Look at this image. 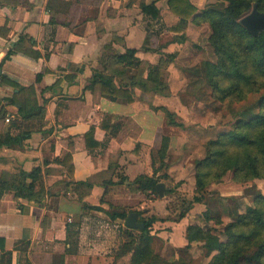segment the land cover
I'll return each instance as SVG.
<instances>
[{"label":"crops","instance_id":"crops-1","mask_svg":"<svg viewBox=\"0 0 264 264\" xmlns=\"http://www.w3.org/2000/svg\"><path fill=\"white\" fill-rule=\"evenodd\" d=\"M152 1L159 20L141 8ZM191 1L198 10L211 2ZM179 21L168 0H0V139H16L0 145V264H130L132 252L116 257L128 226L127 217L114 212L155 216V254L167 261L156 248L159 238L187 248V227L198 223H189L190 211L201 202L172 219L169 188L185 179L193 163L194 179L195 162L206 155L198 138L208 130L190 128L195 123L179 94L185 72L202 60L199 40H208L210 26L191 18L184 30L171 29ZM129 48L137 49L141 65L114 58ZM169 53L175 57L168 62ZM160 64L168 95L143 85L149 65ZM96 71L130 89L134 100L104 95L98 81L89 86ZM162 106L184 127L169 123ZM164 136L168 167L160 168L159 161L153 165L152 150ZM37 168L36 177L30 176ZM22 172L29 174L21 184ZM165 173L163 196L135 182L140 175ZM163 209L168 214L160 219ZM158 220L165 229L157 237Z\"/></svg>","mask_w":264,"mask_h":264},{"label":"trees","instance_id":"trees-1","mask_svg":"<svg viewBox=\"0 0 264 264\" xmlns=\"http://www.w3.org/2000/svg\"><path fill=\"white\" fill-rule=\"evenodd\" d=\"M224 1L227 5L222 10L208 6L198 10L191 0H168L169 8L180 17L179 24L172 26L171 29L184 30L191 18L197 24L204 22L210 24L208 41L213 47L216 60H203L201 65L192 68L193 72L206 77L213 97L229 106H233L234 103H245L240 105L244 108L236 111L237 119L232 127L218 132L205 143V157L195 162L193 196L182 199L184 209L177 216H170L175 220L183 218L196 202H204L208 187L212 183L220 182L228 171L233 172V179L237 182L264 177V30L254 35L240 22L255 4L264 12V0ZM141 8L149 19L159 20L160 11L155 1L142 3ZM184 39L185 36L182 35L180 40ZM136 52L137 49L129 48L125 53L118 54L114 58L119 62L139 66L142 61L135 55ZM166 57L169 62L174 59L175 54L169 53ZM97 81L100 82L104 95L112 99L123 97L129 102L134 100L131 90L122 86L116 87L113 78L108 74L96 71L89 86L93 87ZM143 85L146 89L151 88L168 95L169 85L161 64L149 65L148 80ZM254 95L258 97L249 103V99ZM34 107L38 113H43L42 106ZM25 108L26 104L21 103L19 111L22 115L25 113ZM162 108L169 123L184 127V123L178 121L174 113L164 106ZM233 109H236V106ZM92 137L93 129L86 133L87 142ZM13 140L16 139L7 135L0 139V145ZM168 149L169 137L164 136L161 147L152 150L154 166L159 161L160 168L168 167L165 161ZM38 171L37 168L28 174L35 178ZM28 174L21 173L22 178L19 179L21 184L24 180L23 176ZM163 176L166 177L167 174L159 177L140 175L135 182L141 189H151L152 192L157 193V184ZM174 190H177L175 186L169 188L171 194L176 193ZM175 207L177 210V206ZM138 213L142 215V211ZM203 213L206 219L215 218L217 223H222L220 216H213L210 209H206ZM127 215L128 213L124 212L112 214L113 217L121 216L123 219ZM155 219V216L141 218L140 221L144 222L143 228L127 227L126 239L118 249L116 257L132 252L130 264L171 263L155 254L154 236L151 233ZM224 234L226 238L222 239L201 224L192 223L187 227L189 241L187 248L200 243L206 248L207 254L212 256L208 264H264V194H256L253 205L245 212L238 213L234 221L226 226Z\"/></svg>","mask_w":264,"mask_h":264},{"label":"rangeland","instance_id":"rangeland-1","mask_svg":"<svg viewBox=\"0 0 264 264\" xmlns=\"http://www.w3.org/2000/svg\"><path fill=\"white\" fill-rule=\"evenodd\" d=\"M210 1L211 2H208L210 4L205 5V7L208 6L222 10L227 5L224 0ZM210 32L211 27L209 28L208 34H210ZM199 41V44L203 46L201 52L203 57L199 65H201L203 60L206 59L216 60V55L214 54L211 43L206 40V38H201ZM192 68H188V72H185L186 74L188 73V79L185 84V89L182 88L183 91H181V94L179 95L189 110L186 113L189 121L195 123L193 126L190 125V128L199 124V126H204V128L208 130L200 132V137L198 138L203 145H205L206 140L210 137L215 136L220 131H225L232 127L233 122L237 119L236 111L238 109L240 110V108L242 109L243 106L240 107V105L245 103H234L233 106H229L227 103L213 97L206 77H204L203 74H195ZM257 97L258 95L251 96L248 102H253ZM249 103H246V105ZM234 106H236V109H233ZM178 120L180 121L179 118ZM192 168H194V163L188 168L187 174L184 176L185 179L180 181V179L177 178L171 183V186H175L178 190H174L176 193L172 194L174 201H172L173 199L169 200L171 206L169 207L170 213L168 216H177L185 206L182 203V199H188L193 196L195 190V178L193 179V176H190V174H192ZM178 181H180V183H178ZM258 193L264 194V177L237 182L233 179V172L228 171L220 182L212 183L208 187L206 200L201 202L196 209L200 210L203 208V212L205 208L210 209L213 216H220L222 223H217L215 218L211 220L206 219L204 213L201 214L195 209L190 211L189 223L198 221L203 227L212 230L214 234L225 239L226 236L224 231L226 226L234 221V217L238 213L245 212L249 206L253 205L254 197ZM167 203L168 201H165V204ZM145 206L146 207L141 210H146L148 204ZM175 206H177V210H175ZM167 214L168 209H163L159 213L160 219L165 218ZM162 221L163 220H158L155 223V235L158 231L165 229V227H163L164 225L161 223ZM108 236H111V234L109 233L107 237ZM169 238L170 237H163L156 241L157 250L162 252L167 259L171 258V263L169 264H179L180 262H187L188 264H208L210 261L212 256L207 254L206 248L201 246L200 243L193 244L191 248H186L184 246L174 245L171 242L166 243L169 242ZM177 257L179 259H177Z\"/></svg>","mask_w":264,"mask_h":264},{"label":"water","instance_id":"water-1","mask_svg":"<svg viewBox=\"0 0 264 264\" xmlns=\"http://www.w3.org/2000/svg\"><path fill=\"white\" fill-rule=\"evenodd\" d=\"M240 22L254 35H257L261 30H264V12L260 11L255 4L253 9L244 15ZM157 191L160 195H164L166 192V187L163 182L157 184ZM125 224L132 228H143L144 222L139 220V213L137 211H132L128 214Z\"/></svg>","mask_w":264,"mask_h":264},{"label":"built area","instance_id":"built-area-1","mask_svg":"<svg viewBox=\"0 0 264 264\" xmlns=\"http://www.w3.org/2000/svg\"><path fill=\"white\" fill-rule=\"evenodd\" d=\"M7 120H9V118H7Z\"/></svg>","mask_w":264,"mask_h":264}]
</instances>
